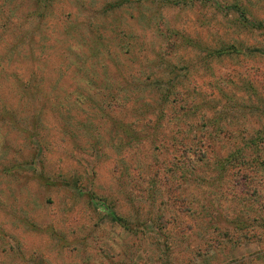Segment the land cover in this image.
I'll return each mask as SVG.
<instances>
[{"label":"rangeland","instance_id":"rangeland-1","mask_svg":"<svg viewBox=\"0 0 264 264\" xmlns=\"http://www.w3.org/2000/svg\"><path fill=\"white\" fill-rule=\"evenodd\" d=\"M245 18L264 0H0V264H264Z\"/></svg>","mask_w":264,"mask_h":264},{"label":"trees","instance_id":"trees-1","mask_svg":"<svg viewBox=\"0 0 264 264\" xmlns=\"http://www.w3.org/2000/svg\"><path fill=\"white\" fill-rule=\"evenodd\" d=\"M156 1V0H155ZM159 3L161 2H165V3H169L170 0H158ZM203 2H205V0H202ZM237 7V8H236ZM234 6L235 9H237L238 11H242L241 13H245L243 12L244 10H241L240 7L238 6ZM40 8H42V10H45V6L44 5H40ZM245 15V14H244ZM240 18V17H239ZM242 20V19H240ZM242 22V21H241ZM243 25L244 27H247L248 29L250 30H256V29H263L264 30V24H255L254 22H252L251 20H248V18H245V20H243ZM259 25V26H258ZM226 166H223L221 169L224 171V168ZM94 200L93 198H91V201ZM103 205V204H102ZM113 218L117 221V222H122L123 219L115 216V215H112ZM125 222V221H124ZM124 222H123V225H124Z\"/></svg>","mask_w":264,"mask_h":264}]
</instances>
